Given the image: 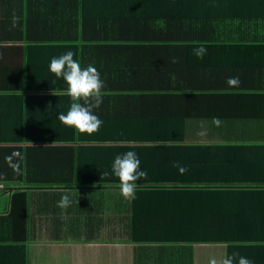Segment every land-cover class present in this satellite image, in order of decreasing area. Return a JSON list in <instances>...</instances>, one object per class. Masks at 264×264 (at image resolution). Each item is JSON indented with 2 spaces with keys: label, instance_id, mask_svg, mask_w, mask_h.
I'll use <instances>...</instances> for the list:
<instances>
[{
  "label": "crops",
  "instance_id": "crops-1",
  "mask_svg": "<svg viewBox=\"0 0 264 264\" xmlns=\"http://www.w3.org/2000/svg\"><path fill=\"white\" fill-rule=\"evenodd\" d=\"M91 24L101 27L94 38L87 34ZM118 26L147 27L141 36H134L117 33ZM27 39L40 43L27 48ZM77 40H97L96 58L108 46L120 45L115 42H129L123 54H133L128 62L132 70L158 79L146 78L145 85L154 98L147 101L151 106L148 112L151 109L154 115L187 121L186 144H264V0H0L4 85L20 84L14 78L19 74L15 66L23 73L32 66L46 81L55 54V50L48 51L44 58L47 41ZM171 40L177 41V46L169 43ZM187 40L195 44L183 47ZM245 41L260 43L263 48L251 50ZM198 47L206 49L203 58L194 54ZM109 63L104 57L102 64L109 68L105 70L117 71ZM126 68L127 62H123L119 71ZM229 78H238V84L229 85ZM1 101L0 137L7 116H19L24 110L14 97ZM48 103L53 112L38 116L46 121L65 102L54 98ZM213 118L220 123H213ZM36 130L56 134L52 127ZM43 148L30 155L35 160L32 176L36 184H76L75 171L80 169L77 151L55 144ZM256 154L264 167V152L256 150ZM8 174L17 178L22 170L15 166ZM13 182L22 185L17 179ZM64 194L72 201L66 209L57 207ZM11 197L0 198V216L4 218H8ZM29 198L30 235L24 245L30 264H209L211 259L219 262L228 256V247L223 245L191 248L136 243L134 200H125L119 187L32 190ZM246 255L253 264H264V249Z\"/></svg>",
  "mask_w": 264,
  "mask_h": 264
},
{
  "label": "trees",
  "instance_id": "trees-1",
  "mask_svg": "<svg viewBox=\"0 0 264 264\" xmlns=\"http://www.w3.org/2000/svg\"><path fill=\"white\" fill-rule=\"evenodd\" d=\"M87 27L90 38L101 28L92 24ZM146 27L118 26L116 31L121 35L141 36ZM47 42L44 58L51 50H55L51 58L73 51V58L82 68L92 65L99 71L105 83L104 105L94 113L103 125L98 132L80 133L56 118L58 113L68 111L66 106L72 100L66 94L63 79L50 71L45 81L32 66L24 73L15 66L19 74L15 73L14 78L20 84L5 85L0 74V108L1 98L8 97H14L24 106L19 116H7L8 123L4 124L0 137V198L12 196L8 218L0 216V264H30L24 245L30 235V191L118 187L119 180L111 175V165L117 154L128 151L137 153L140 169L147 172L146 178L136 182L133 241L185 244L191 248L223 245L228 247V256L238 253L246 258L247 251L264 249V167L256 158V150L264 152V144H186L187 121L154 115L151 109L148 112L151 106L147 101L149 97L154 98L151 88L145 85L146 78L158 79L132 70L128 62L133 54L128 57L123 54L129 42H115L120 45L108 46L97 58L100 48L97 40ZM34 43L40 40L27 39V48H32ZM169 43L178 44L175 40ZM244 43L251 50L263 48L258 46L260 43ZM192 44L195 42L187 40L183 47ZM10 56L5 55L12 60L18 58V55ZM104 57L110 59L109 64L116 66L117 71L105 70L109 68L102 64ZM123 62H127L128 68L119 71ZM157 85L160 87L159 81ZM154 89L159 88L154 86ZM54 98L64 100V106L49 121L38 118L53 112L48 100ZM39 126L56 128V134L36 130ZM53 144L70 146L77 151L80 169L75 171L76 184L65 187L36 184L35 175L32 176L35 160L30 155L35 149ZM175 163L187 171L180 173L173 166ZM15 166L22 170L17 178L8 174ZM105 171L109 172L107 177L102 175ZM15 179L22 185L13 184ZM12 189L16 190L12 192Z\"/></svg>",
  "mask_w": 264,
  "mask_h": 264
},
{
  "label": "clouds",
  "instance_id": "clouds-1",
  "mask_svg": "<svg viewBox=\"0 0 264 264\" xmlns=\"http://www.w3.org/2000/svg\"><path fill=\"white\" fill-rule=\"evenodd\" d=\"M206 49L198 47L194 49V54L198 58H203ZM73 51L53 57L49 63V71L55 77L62 78L67 85L66 94L71 98L72 103L66 113H58L56 118L65 126L72 127L80 133L92 134L98 132L103 125V121L94 113L103 102L105 83L101 79L99 71L92 65L82 68L79 61L75 60ZM238 78H229V85H237ZM51 94L54 93L51 91ZM82 101V103L80 102ZM213 123L219 124L218 118H213ZM203 135L204 133H199ZM177 167L180 173L187 171L186 167L173 164ZM104 177L109 175L105 171L102 174ZM111 175L119 180L120 195L127 201H132L136 198L137 181L147 177V172L140 169V160L137 153L128 151L122 154H117L111 165ZM71 198L68 194L61 196L57 201V207L66 209L71 205ZM238 253H233L231 256H225L219 262L216 259H211L209 264H253L246 257L239 256Z\"/></svg>",
  "mask_w": 264,
  "mask_h": 264
},
{
  "label": "water",
  "instance_id": "water-1",
  "mask_svg": "<svg viewBox=\"0 0 264 264\" xmlns=\"http://www.w3.org/2000/svg\"><path fill=\"white\" fill-rule=\"evenodd\" d=\"M16 189H12L11 191L14 192Z\"/></svg>",
  "mask_w": 264,
  "mask_h": 264
},
{
  "label": "rangeland",
  "instance_id": "rangeland-1",
  "mask_svg": "<svg viewBox=\"0 0 264 264\" xmlns=\"http://www.w3.org/2000/svg\"><path fill=\"white\" fill-rule=\"evenodd\" d=\"M2 208H3V206H2Z\"/></svg>",
  "mask_w": 264,
  "mask_h": 264
}]
</instances>
